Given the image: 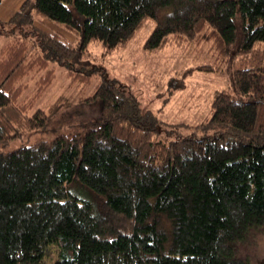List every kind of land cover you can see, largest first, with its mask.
I'll list each match as a JSON object with an SVG mask.
<instances>
[{
  "label": "trees",
  "instance_id": "16d2710c",
  "mask_svg": "<svg viewBox=\"0 0 264 264\" xmlns=\"http://www.w3.org/2000/svg\"><path fill=\"white\" fill-rule=\"evenodd\" d=\"M147 17L144 48L204 35L227 56L230 82L196 130L103 79L86 102L91 117L29 141L64 106L33 110L55 66L88 79L92 68L73 69L88 43L109 52ZM44 19L73 40L42 29ZM6 24L0 264H44L49 243L53 264H248L235 248L264 227V0H23ZM41 150L45 163L33 161Z\"/></svg>",
  "mask_w": 264,
  "mask_h": 264
},
{
  "label": "rangeland",
  "instance_id": "374dc122",
  "mask_svg": "<svg viewBox=\"0 0 264 264\" xmlns=\"http://www.w3.org/2000/svg\"><path fill=\"white\" fill-rule=\"evenodd\" d=\"M22 1L1 0L0 29H6L8 17ZM161 14L157 12V15ZM39 24L46 31L54 30L73 40L69 33L53 21L44 19ZM154 25L153 18H145L125 44L109 52H105L99 42L90 41L81 56L82 62L73 66L77 74H84L92 68L88 79L80 76V81H69L66 76L67 66L56 65L54 80L36 101L33 110L39 108L46 111L55 102L64 103V106L52 117L49 125L30 136L29 141L40 138L50 141L58 134L68 133L66 124L91 117L89 111L92 106L87 107L86 102L103 79H114L135 96L141 108L158 111L160 119L166 123H184L190 126L183 130L186 132L196 130L195 126L209 116L210 103L215 94L230 82L227 56L218 54L210 37L207 39L204 35L181 39L178 41L180 44L144 48L145 39ZM6 40L3 33H0V47ZM31 90L29 86L22 97L30 94ZM38 153H42L43 157L37 156L33 161L45 163L44 151ZM44 252V264H53L55 246L47 244ZM235 254L248 264H264V227L251 229L245 239L237 243Z\"/></svg>",
  "mask_w": 264,
  "mask_h": 264
},
{
  "label": "crops",
  "instance_id": "0c3cea01",
  "mask_svg": "<svg viewBox=\"0 0 264 264\" xmlns=\"http://www.w3.org/2000/svg\"><path fill=\"white\" fill-rule=\"evenodd\" d=\"M17 4H18V3H17ZM17 4H16V5H17Z\"/></svg>",
  "mask_w": 264,
  "mask_h": 264
}]
</instances>
